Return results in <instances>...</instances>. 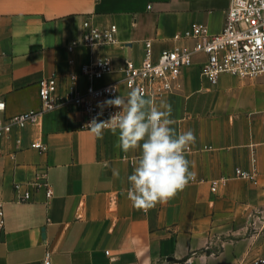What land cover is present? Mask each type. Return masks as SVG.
I'll use <instances>...</instances> for the list:
<instances>
[{"label": "crops", "instance_id": "0c3cea01", "mask_svg": "<svg viewBox=\"0 0 264 264\" xmlns=\"http://www.w3.org/2000/svg\"><path fill=\"white\" fill-rule=\"evenodd\" d=\"M230 4L0 0V98L6 100V116L39 109V82L54 73H79L96 57L108 56L117 66L126 59L141 62L146 40L158 53L194 22L219 33ZM86 22L99 28L117 24V43L70 50ZM205 60L198 55L183 70L180 88L154 99L157 107L171 105L178 133L194 132L195 143L185 153L194 179L146 212L127 197L139 150L115 148L117 136L108 130L97 139L82 127L79 107L56 108L39 124L14 129L0 157L6 216L0 264H45L47 249L53 264H264V74L223 73L214 84L201 72ZM120 77L109 74L99 83ZM129 92L122 85L123 97ZM37 139L48 145L46 151L32 146ZM253 158L258 183L235 174L238 166L252 167ZM44 172L54 189L50 198L45 187L31 183ZM17 182L24 183L19 191ZM26 189L32 197L22 201Z\"/></svg>", "mask_w": 264, "mask_h": 264}, {"label": "built area", "instance_id": "2783aa9c", "mask_svg": "<svg viewBox=\"0 0 264 264\" xmlns=\"http://www.w3.org/2000/svg\"><path fill=\"white\" fill-rule=\"evenodd\" d=\"M117 24L99 28L86 22L80 39L70 46H85L95 50L101 46L117 43ZM198 55H205L206 60L201 72L212 83L217 84L223 73H232L241 77H254L264 74V0H231L223 29L212 33L208 25L194 22L183 32L173 36V44L156 53L152 40L145 42L144 57L141 62L126 59L116 65L108 56L93 58L81 65L80 72L71 70L65 77L57 73L43 78L39 82L41 106L6 116V100L0 98V157L4 154V142L14 129H23L31 124H39L48 112L65 106L79 107L83 113L82 127L88 129L93 118L107 120L119 111L115 107H104L103 114L98 106L101 102L122 96V85L129 91L139 89L145 97L160 98L181 86L183 70L195 63ZM75 60L70 59L74 65ZM119 73L118 80L99 83L109 74ZM85 84H81V78ZM106 131V130H105ZM20 140L18 139V142ZM32 146L46 151L48 145L37 139ZM250 168L236 167L237 177L259 182L256 158ZM34 186L45 187L48 198L54 194L48 173L38 174L31 182ZM218 182H214L216 190ZM24 183L17 182L15 190L23 188ZM32 192L26 189L20 196L28 201ZM6 216L4 203L0 200V239L5 231ZM109 253V252H108ZM264 263V259L260 260ZM45 264H53L52 251L47 249Z\"/></svg>", "mask_w": 264, "mask_h": 264}, {"label": "clouds", "instance_id": "9594fccd", "mask_svg": "<svg viewBox=\"0 0 264 264\" xmlns=\"http://www.w3.org/2000/svg\"><path fill=\"white\" fill-rule=\"evenodd\" d=\"M119 109L107 120L93 118L87 125L97 139H103L105 130L117 136L114 147L124 153L139 150L133 161V172L127 177L130 187L127 197L138 210L148 211L158 203H166L194 179L186 151L195 143L194 132L189 129L178 133L172 127V108L166 102L159 107L151 97L139 89L126 97L116 96L98 105ZM113 177L119 171L112 169Z\"/></svg>", "mask_w": 264, "mask_h": 264}]
</instances>
